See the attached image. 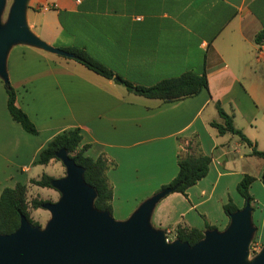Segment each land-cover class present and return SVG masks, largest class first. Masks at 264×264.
I'll return each mask as SVG.
<instances>
[{
	"label": "crops",
	"instance_id": "obj_1",
	"mask_svg": "<svg viewBox=\"0 0 264 264\" xmlns=\"http://www.w3.org/2000/svg\"><path fill=\"white\" fill-rule=\"evenodd\" d=\"M27 22L49 45L84 49L136 85L193 71L207 73L208 89L172 102L150 99L74 58L16 45L7 61L9 81L39 134L13 119L0 77V193L6 185L37 186L31 182L42 177L37 168H52L54 160L37 164L41 151L58 133L79 127L86 155L109 162L113 217L128 219L170 183L180 156L208 155L207 176L186 195L163 198L151 222L169 233L178 227L205 232L207 223L226 229L224 205L230 199L239 208L245 204L237 190L248 174L245 160H261L260 175L264 158L251 147L246 157L241 139L211 123H222L220 102L234 126L264 151V38L256 40L264 33V0H30ZM33 195L41 197L34 189Z\"/></svg>",
	"mask_w": 264,
	"mask_h": 264
},
{
	"label": "water",
	"instance_id": "obj_2",
	"mask_svg": "<svg viewBox=\"0 0 264 264\" xmlns=\"http://www.w3.org/2000/svg\"><path fill=\"white\" fill-rule=\"evenodd\" d=\"M30 0H0V77L8 84L7 61L16 45H28L74 58V54L49 45L29 28ZM66 176L51 185L61 197L42 208L50 212L46 226H35L25 215L11 234L0 233V264H264V246L250 259L257 231L254 208L246 203L230 215L226 229H209L194 245L175 239L153 226L157 204L173 192L165 188L144 200L126 220H116L95 206L97 191L85 180V169L64 148L57 153Z\"/></svg>",
	"mask_w": 264,
	"mask_h": 264
},
{
	"label": "trees",
	"instance_id": "obj_3",
	"mask_svg": "<svg viewBox=\"0 0 264 264\" xmlns=\"http://www.w3.org/2000/svg\"><path fill=\"white\" fill-rule=\"evenodd\" d=\"M262 38H264V33L256 37L257 42H260ZM68 51L74 54V59L76 61L85 65L90 70L108 79L116 80L118 83L123 84L130 92L150 99L172 102L187 97H193L203 90L208 89V77L206 72L199 74L188 71L178 77L162 80L152 86H140L122 77H116L110 68L95 60L84 49L71 48L68 49ZM6 89L8 94V109L13 119L28 133L38 135L39 131L35 124L31 121L27 113L17 105V94L10 82L6 84ZM216 108L219 116L222 118V123L212 122L211 125L217 128L220 134L232 133L239 136L244 143L251 147L252 155L264 158V151L259 150L256 143L251 141L240 129L234 126L233 116L229 115L223 109L220 102L216 103ZM82 139V130L79 127L66 129L58 133L47 144L41 151L36 162L37 164L47 165L53 159L59 160L57 153L65 148L69 155L85 169L86 182L97 191V198L95 200L96 208L102 211L107 210L112 214L113 189L106 176L109 162L103 157L94 159L86 155L89 146L82 145ZM211 161L212 159L208 155L195 156L187 154L185 156H180V169L178 175L170 183L164 185L162 189L172 188L173 192H180L186 195L190 187L207 176ZM53 179H55L53 176L43 174L41 179L32 180L31 182L37 186L53 188L51 185ZM262 180L264 182V170ZM254 181L255 177L245 174L238 183L237 190L245 201L244 206L246 203H251L253 206L254 198L250 193V189ZM47 202L49 201L33 199L31 201V206L34 209H39ZM238 209L239 207L232 199L224 205V211L229 217ZM22 215H25L33 225L40 226L30 215L29 203L27 200V186L18 183L15 187H7L0 193V233L11 234L15 232L20 226ZM206 229L217 228L207 223ZM175 233L177 239L189 242L191 245L196 244L204 238V231L196 228L186 229L178 227Z\"/></svg>",
	"mask_w": 264,
	"mask_h": 264
},
{
	"label": "rangeland",
	"instance_id": "obj_4",
	"mask_svg": "<svg viewBox=\"0 0 264 264\" xmlns=\"http://www.w3.org/2000/svg\"><path fill=\"white\" fill-rule=\"evenodd\" d=\"M12 3H13V0H8L7 7L5 10L4 16H3L4 20L7 19L8 12H9V9ZM234 137H236L237 139H240L239 136L237 135ZM243 143L244 142H242V144ZM241 149L243 151V155H246V157H251L250 147L246 143L242 145ZM253 159H257V158H253ZM254 161H256L255 164H253V161L251 160H245L244 162L245 168L248 174L255 177V181L253 182L251 186L250 193L254 198L253 221H254L255 226L257 227V231L250 245V259L255 257L260 252L262 247L264 246V182L262 180V173L264 169L259 175L260 171H259L258 161H261V160H254ZM37 169H38L37 171L40 172V176L46 173L49 174L50 172H52V176L54 178H61V177L66 176L65 166L60 160H56V159L53 160L52 168H48L46 170L45 167L44 168L38 167ZM6 186L9 187V185H6ZM33 189L36 194L40 193L41 197L39 195L38 196L33 195ZM43 196H45V198H43ZM60 197H61V194L54 188H50V190H47L39 186H34L33 188L28 189L27 200L29 203V211H30L31 218L35 222H38L42 228L46 226L47 222L51 218V214L49 211H47L44 208L34 209L31 206V201L33 199H43L49 202H57L60 199ZM169 237H170V241H174L176 239V233L175 232L169 233Z\"/></svg>",
	"mask_w": 264,
	"mask_h": 264
},
{
	"label": "built area",
	"instance_id": "obj_5",
	"mask_svg": "<svg viewBox=\"0 0 264 264\" xmlns=\"http://www.w3.org/2000/svg\"><path fill=\"white\" fill-rule=\"evenodd\" d=\"M167 240L170 241L169 232L167 233Z\"/></svg>",
	"mask_w": 264,
	"mask_h": 264
}]
</instances>
